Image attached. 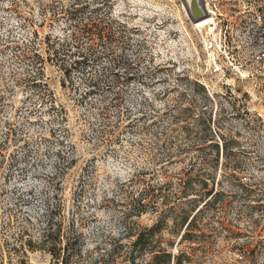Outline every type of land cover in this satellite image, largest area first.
<instances>
[{
    "label": "rangeland",
    "instance_id": "374dc122",
    "mask_svg": "<svg viewBox=\"0 0 264 264\" xmlns=\"http://www.w3.org/2000/svg\"><path fill=\"white\" fill-rule=\"evenodd\" d=\"M70 2L0 0V264H53L48 254L19 246L32 236L35 240L37 222L56 195L67 210L81 202L84 212H94L96 219L84 229L87 250L102 239L100 229L117 235L114 208L124 200L128 181L147 180L160 167L150 162L163 140L154 135L184 125L162 116L166 107L194 104L195 117L202 108L210 112L217 142L219 136L236 142L230 146V166L238 164L235 175L251 193L241 195L237 180L223 178L222 164L228 161L219 158L215 188L227 195L225 213L199 216L185 240L167 220L159 237L163 244L174 243L172 253L184 254L182 264H264V0H204L215 12L211 32L195 27L198 22L188 18L181 0H114L103 6L99 15L110 7L113 19L130 30L126 45L102 55L92 69L107 75L115 55L116 62L128 60L131 77L115 87L122 94L116 107L108 106L110 95L86 98L89 89L81 74L63 85L61 72L50 64L44 80L51 98H42L43 88L22 82L26 66L15 60L13 47L36 41L43 50L47 35L63 38L64 20L55 21L56 10L47 8ZM95 6L90 3V9ZM193 82L204 87L210 100L206 107ZM129 110L138 122L124 132L130 120L123 117L110 135L115 115ZM142 113H160L161 122L146 128L151 118H141ZM190 156L168 166L169 175ZM156 221L151 214L136 219L141 227ZM22 228L27 235L21 238Z\"/></svg>",
    "mask_w": 264,
    "mask_h": 264
},
{
    "label": "trees",
    "instance_id": "16d2710c",
    "mask_svg": "<svg viewBox=\"0 0 264 264\" xmlns=\"http://www.w3.org/2000/svg\"><path fill=\"white\" fill-rule=\"evenodd\" d=\"M113 1L71 0L69 5L61 6L59 9L55 5L54 7L49 5L47 9L56 10L53 12L54 20H64L66 35L63 38L47 35L41 43L43 50L36 47V41L29 43L28 47L26 44L22 47L19 45L13 47L15 60L26 66L22 82H30L35 88H43L42 98H51V91L44 80L46 64H50L61 72L63 85L65 80L71 83L73 75L81 74L84 84L89 89L84 92L86 98L91 95L100 97L104 94L110 95L108 106H119L122 94L119 89L115 90V87H118L117 84H124L123 82L131 77L128 60L120 58L123 62H116L115 55L110 59V68H106L110 71L107 75L92 73L95 63L101 60L102 55H114V49L126 45L125 42L128 40L127 34L130 30L124 22L113 19L110 7H107L103 15H99L103 6H110ZM92 2L97 6L90 9ZM33 36L37 39L36 31H33ZM190 86L194 87V92L204 95L201 100L203 107H206L210 100L204 87L198 82H193ZM195 107V104L189 108L166 107L162 116L170 117L174 124L184 122V125L177 129L164 128L154 135L156 139L163 136V140L157 148L158 155L150 162L153 167L157 165L160 167L153 168L147 180L132 177L128 181L124 200L114 208L120 227L117 235L113 232L106 234L100 229L102 239L97 242L95 248L87 250L84 244V229L89 222L96 219L94 212L90 210L84 212L81 202L67 210L66 205L56 195L53 204L48 200L47 210L37 222L39 231L35 240L32 236L19 247L44 252L50 256L53 264H182L184 254L172 253L174 243L163 244L159 235L165 229L167 220H171L174 223L173 233L183 232L181 239L185 240L199 216L208 212L225 213L223 204L227 195L215 188V172L219 158L228 161L222 164L223 178L237 180L241 195L248 196L251 193L235 175L240 169L238 164L230 166V146L236 142L219 136L218 143L213 136L218 134L210 126V112L202 108L195 117ZM53 108L51 105L49 109ZM129 113L124 116L120 111L115 115L114 123L117 125L107 130L110 135H114L120 129L123 117L130 120L123 127L124 132L138 122L136 118H131V110ZM162 116L160 113L148 116L142 113L141 118H151L150 123L146 125V128H149L159 124ZM106 119L107 116H104L102 122ZM196 129L199 130L197 133L194 132ZM183 130H186L185 135H172ZM192 152L199 155L190 156ZM181 155L190 156V160L178 173L169 175L168 166L177 162L183 163V160L179 159ZM83 191L82 188L81 193ZM231 197L235 199L236 195L233 194ZM145 214L156 215L155 224L141 227L136 222V219ZM26 233L25 228H22L20 237L27 235ZM123 241L125 243H122Z\"/></svg>",
    "mask_w": 264,
    "mask_h": 264
},
{
    "label": "water",
    "instance_id": "95a60500",
    "mask_svg": "<svg viewBox=\"0 0 264 264\" xmlns=\"http://www.w3.org/2000/svg\"><path fill=\"white\" fill-rule=\"evenodd\" d=\"M181 1L185 8L188 18L192 22H198L207 17L203 14V12H206L204 0H190L189 3H187L186 0Z\"/></svg>",
    "mask_w": 264,
    "mask_h": 264
},
{
    "label": "bare ground",
    "instance_id": "6f19581e",
    "mask_svg": "<svg viewBox=\"0 0 264 264\" xmlns=\"http://www.w3.org/2000/svg\"><path fill=\"white\" fill-rule=\"evenodd\" d=\"M187 3L190 2V0H186ZM206 12H203L204 15H206L207 17L204 18L201 21H198L197 25L195 26L196 28H209L210 32L212 30V27L214 25V17H215V12L211 9H209L206 5Z\"/></svg>",
    "mask_w": 264,
    "mask_h": 264
}]
</instances>
